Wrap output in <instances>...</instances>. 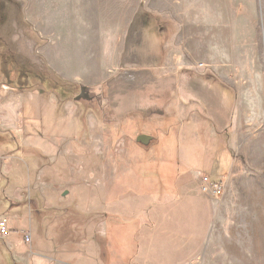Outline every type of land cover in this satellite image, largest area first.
<instances>
[{
    "label": "rangeland",
    "instance_id": "obj_1",
    "mask_svg": "<svg viewBox=\"0 0 264 264\" xmlns=\"http://www.w3.org/2000/svg\"><path fill=\"white\" fill-rule=\"evenodd\" d=\"M209 4L216 5V11L207 8L206 12L190 15L201 16L202 26L206 20L217 21L215 31L200 28V35L197 30L188 33L185 42L192 45L193 52L185 54L193 60L187 62L177 78L162 80L150 71L131 70L120 72L96 87H70L67 100H61L54 93L37 98L31 97L34 96L31 92L25 94V108L19 113L20 118L26 120L27 126L36 122L31 120L36 115L47 118L48 132L40 134L29 129L23 135V122L13 131H3L7 141L4 143L0 138L4 153L0 160L11 159L15 149L11 146L13 136L20 145L30 143L32 152L26 146L23 149L27 154L16 153L14 164L21 166L18 176L28 186L33 185L36 178L31 163L38 160L42 184L45 183L43 191L55 208L95 211L88 218L61 215L63 240L86 241L87 245L96 235L89 227L93 224L96 230L104 221L105 216L100 217L99 213L102 209L129 223L146 214L152 204L159 205L167 192L163 191L167 184L154 176L156 170L148 168L172 162L171 172L176 173L178 167H183L181 173L188 174L190 170L185 167L189 165L217 182L226 180L222 171L230 169L234 162L227 179L228 193L225 189L221 194L228 196H222V200L219 195L223 204L212 242L216 247L205 260L200 257L195 264H264V0H207ZM22 12V6L14 0H0V36L4 37V47L0 48V103L12 102L17 111L23 94L5 83L1 74L3 57L14 49L19 64H27L32 70H48L37 53L40 43L36 34ZM195 21L184 22L186 31L195 27ZM174 26L178 34L180 24L177 22ZM200 36L225 43V52L215 50L211 61L203 60L196 55ZM29 41L33 48L29 47ZM209 75L215 79L214 84L207 79ZM12 77L16 78L15 72ZM217 78L233 88L229 102L225 100L219 110L220 117H216L218 124L209 121L213 116L208 108V104L221 101L223 89L215 83H222ZM79 88H86L89 96L81 95ZM196 89L201 91V98ZM172 90L174 95H169ZM186 105L193 111L184 115L179 109ZM177 113L183 115L181 119L201 120L193 129L189 125L185 128L190 130L192 138L203 136L191 142L187 135L181 157L174 149L171 151L174 144H167L180 136ZM144 135L151 137V141L143 145L137 139ZM168 150L171 151L169 160L163 156ZM190 153L196 159L188 158ZM179 158L185 165L177 163ZM176 177L169 182L174 184ZM65 192H69L66 198L62 196ZM112 216L105 222L111 229L117 227ZM16 226L22 229L26 222L17 221ZM95 238L101 256H109L108 238L100 235ZM113 248L117 250L115 245Z\"/></svg>",
    "mask_w": 264,
    "mask_h": 264
},
{
    "label": "crops",
    "instance_id": "obj_2",
    "mask_svg": "<svg viewBox=\"0 0 264 264\" xmlns=\"http://www.w3.org/2000/svg\"><path fill=\"white\" fill-rule=\"evenodd\" d=\"M200 1L14 0L22 6L24 19L36 34V40L40 43L37 53L46 69L61 80L80 87H96L111 80L120 72L131 70H136L137 73L150 71L162 80L177 78L179 71L185 69L191 59L186 57L185 53L193 52L192 45L185 42L188 33L197 30L200 35V28L214 32L217 25V21L215 23L213 20L210 22L206 20L203 24L205 26H202L201 16L191 17L190 14L206 12L207 8L216 11V5L207 6V0H202L203 4H200ZM193 20L200 26L195 25L186 31L184 22ZM170 22L180 24L178 34L174 24ZM184 30L186 32L183 35ZM200 37L196 55L201 56L203 60L211 61V53L213 54L215 50L225 52L224 42L222 45L218 41ZM33 46L32 41H29V47ZM179 49L182 50L179 52L180 55ZM213 75L220 76L218 73ZM218 80L222 85L215 84L223 89L221 101L215 105L208 104L211 115L215 117H212L213 121L211 119L209 121L213 123L217 121V124L219 110L226 101L229 102L230 94L233 92V88L227 85L226 81L220 78ZM31 93L34 96H31L32 94L30 96L34 98L41 95L38 91ZM22 98L18 111L12 102L0 103V138L5 140L4 143L7 137L3 131L10 132L16 127L19 128L20 122L24 123L23 135L29 129L40 134L48 132L47 125L50 122L47 118L36 115L31 119L36 122L28 126L26 120L20 118L19 113H23L25 108V94ZM179 110L184 115L187 111H193L187 105ZM181 116L183 115L177 113L180 136L177 140L167 141V144H174L171 151L174 149L178 157H181V147L188 142L187 135L190 130L186 131L185 126H192L193 129L196 124L201 123V120L198 122L189 118L185 120L181 119ZM30 136L34 137L33 134ZM202 137L191 136L189 141H198ZM12 138L11 146L13 144L15 149L11 159L4 162L0 160V221L6 219L8 226V234L0 238V264H195L200 261V257L205 260L207 254L216 247L212 242L215 240L214 231L223 204L220 198L227 194L218 198L209 197L201 188V180L206 175L214 182L212 176L197 168L192 169L189 165L185 167L190 170L188 174L181 173L183 167H178L177 172L173 173L170 167L172 162L164 164L166 166H163L160 172L165 177L177 175L174 184L163 188V191L167 192L162 202L157 203L159 205L151 203L152 206L146 214L132 220L135 221L134 224L127 223L114 214H107L103 209L99 211L100 217L105 216L104 221L96 230L93 229V224L88 230L93 233L96 231V235L108 238L109 256H101L100 247L96 246V235L91 237L92 241L87 245L86 241L79 243L71 239L63 240L60 230L63 223L61 215L68 214L73 218L75 215H85L88 218V215L95 211L84 213L60 206L55 208L49 202L47 193L43 191L45 183L42 184V170L38 160L31 163L36 179L33 185L28 186L18 176V169L21 166L14 164V160L17 159V151L27 154L23 148L26 146L28 148L30 143L20 145L14 136ZM29 149L32 152L31 146ZM228 149L232 152V148ZM171 151L163 153L168 160ZM2 155L4 153L0 149V159ZM188 158L196 159V155L190 153ZM177 163L180 166L184 164L181 160ZM233 166L234 162L231 163L230 169L222 171L225 181H217L224 183L226 193L230 188L227 179ZM110 216L115 219L113 222H117V227L112 229L111 225L105 226ZM17 221L26 222V226L19 229L16 226ZM80 229L83 230V227ZM25 234L32 236L31 244L24 241ZM113 245L117 250L114 251Z\"/></svg>",
    "mask_w": 264,
    "mask_h": 264
},
{
    "label": "trees",
    "instance_id": "obj_3",
    "mask_svg": "<svg viewBox=\"0 0 264 264\" xmlns=\"http://www.w3.org/2000/svg\"><path fill=\"white\" fill-rule=\"evenodd\" d=\"M2 36H0L1 38ZM2 42H4V39L2 38ZM12 53L10 59H7L10 64H4V68H2L1 74L3 78L6 80V84L10 86L11 88H15L22 94H27V92H35L38 91L42 96H49L50 93L57 94L58 97H60L61 100H67L69 99L71 95V91L69 90L70 87L75 88L76 85H73L72 83H67L63 80H61L58 76L54 75L48 70L45 71H37L32 70L28 67V65H21L17 61V56L15 54V50L12 49L10 52ZM16 74V78L14 79L12 77V73ZM212 84L213 81H215L214 78L210 77ZM188 86V84H187ZM192 86V85H191ZM189 86V88H191ZM81 91L85 90L86 88H79ZM188 90V88H184ZM193 89V88H192ZM197 90V89H196ZM170 92V91H168ZM168 92L166 94H168ZM198 95H200V98L202 97V94L197 90ZM165 94V95H166ZM169 95H174L173 90L169 93ZM195 97H198L197 95ZM189 98V97H188ZM191 98V97H190ZM198 100V99H196ZM190 132V131H189ZM189 138H191V133H188ZM164 165L160 166L159 168H148L151 170H156L154 176L158 177V180L163 179L164 182H166L167 186L171 184L169 180L171 181L173 179V176L165 177L161 174L160 169ZM156 167V166H154ZM146 168V170H148ZM150 171V170H149ZM147 173V172H146ZM148 176V173H147ZM157 180V182H158ZM167 186H164L163 188H167ZM1 244V243H0Z\"/></svg>",
    "mask_w": 264,
    "mask_h": 264
},
{
    "label": "built area",
    "instance_id": "obj_4",
    "mask_svg": "<svg viewBox=\"0 0 264 264\" xmlns=\"http://www.w3.org/2000/svg\"><path fill=\"white\" fill-rule=\"evenodd\" d=\"M202 66V65H201ZM201 188L203 192L211 198H218L221 195L226 187L223 182L214 183L211 181L209 176H203L201 180ZM8 234V226L6 219H1L0 221V238ZM25 241L27 244H31L32 236L30 234H25Z\"/></svg>",
    "mask_w": 264,
    "mask_h": 264
},
{
    "label": "flooded vegetation",
    "instance_id": "obj_5",
    "mask_svg": "<svg viewBox=\"0 0 264 264\" xmlns=\"http://www.w3.org/2000/svg\"><path fill=\"white\" fill-rule=\"evenodd\" d=\"M2 38H4V37H1V38H0V48H3V47H4V44H3V42H2ZM11 51H12V50H11ZM11 55H12V53H9V54H7L6 56L3 57V61H4L3 63H4L5 65H6V64H7V65L10 64L9 61H8L7 59H10L9 57H11ZM81 95H83L84 97H85V96L88 97V96H89V92H88V90H86V89H85L84 91L82 90V91H81Z\"/></svg>",
    "mask_w": 264,
    "mask_h": 264
},
{
    "label": "water",
    "instance_id": "obj_6",
    "mask_svg": "<svg viewBox=\"0 0 264 264\" xmlns=\"http://www.w3.org/2000/svg\"><path fill=\"white\" fill-rule=\"evenodd\" d=\"M150 141H151V137H148V136H146V135H144V136H141V137H139L138 139H137V142H139V143H141V144H148V143H150ZM69 195V192H65L64 194H63V197L64 198H66L67 196Z\"/></svg>",
    "mask_w": 264,
    "mask_h": 264
}]
</instances>
